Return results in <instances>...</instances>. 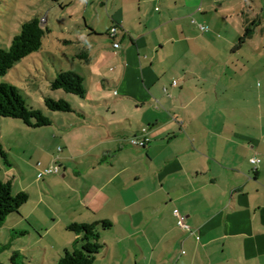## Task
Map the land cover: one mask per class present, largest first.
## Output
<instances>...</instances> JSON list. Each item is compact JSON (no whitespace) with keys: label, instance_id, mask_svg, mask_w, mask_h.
Wrapping results in <instances>:
<instances>
[{"label":"crops","instance_id":"0c3cea01","mask_svg":"<svg viewBox=\"0 0 264 264\" xmlns=\"http://www.w3.org/2000/svg\"><path fill=\"white\" fill-rule=\"evenodd\" d=\"M261 2L53 0L85 20L87 95L36 127L40 176L59 163L47 183L73 196L70 224L113 222L94 264H264V64L243 55L264 49Z\"/></svg>","mask_w":264,"mask_h":264},{"label":"rangeland","instance_id":"374dc122","mask_svg":"<svg viewBox=\"0 0 264 264\" xmlns=\"http://www.w3.org/2000/svg\"><path fill=\"white\" fill-rule=\"evenodd\" d=\"M54 3L53 0H0L2 48L11 46L23 21L34 15H44L52 7L47 24L51 31L46 33L42 48L17 62L6 75H0V82L8 81L16 85L29 105L50 115L54 114L56 119L61 120L58 116L69 112L48 110L44 103L46 96L56 99L66 96L79 110L82 100L81 97L63 90L51 89L50 80L60 70L82 72L83 68L80 67L85 64L81 62L85 59L78 53L83 42L86 45L90 43L86 36H81L85 20L79 18L80 14L75 11L74 4L69 7L72 16L69 14L67 18V13L61 15L63 9L59 6L54 8ZM259 13L263 18L264 2L259 4ZM109 32L96 34L95 37L110 38ZM254 40L264 43V37L260 34ZM243 55L245 58L253 56L259 64H264V49ZM258 75V83L264 84L263 73ZM38 130L39 128L28 127L18 118L6 117L1 122L0 138L9 150L12 164H6L0 155V178L12 179L13 192L26 190L30 193V198L19 212L11 213L0 226V264H56L64 254L65 247L71 249L77 236L68 229L71 221L69 210L74 207L73 196L62 191L63 187L54 186L53 192L48 184L50 175L61 176V167L59 166V173H45L44 170V176H40L42 169L38 160H47L52 152L45 148L43 138L34 133ZM54 148L55 153L60 156L58 153H61V148L58 144ZM42 191H45L43 195Z\"/></svg>","mask_w":264,"mask_h":264},{"label":"trees","instance_id":"16d2710c","mask_svg":"<svg viewBox=\"0 0 264 264\" xmlns=\"http://www.w3.org/2000/svg\"><path fill=\"white\" fill-rule=\"evenodd\" d=\"M256 24L257 22H253L245 29L240 42L243 43L247 38L252 37ZM48 31L49 29L43 26L41 15H34L32 18L23 21L21 30L13 38L11 46L9 48L0 47V75H6L17 62L40 50ZM78 55L89 61L87 52H81ZM50 87L53 90H63L81 98H85L87 95L84 75L74 70L58 71L57 75L50 80ZM44 103L48 110L54 112L79 111L66 96L59 99L46 96ZM6 117L21 119L28 127L34 128L48 126L53 121L52 114L29 105L21 90L8 81L0 82V127L3 118ZM0 155L6 164H12L9 160V150L6 149L2 138H0ZM29 198L30 193L26 190L13 192L12 179L0 178V226L4 224L11 213L19 212ZM112 226L113 222L109 219L93 223L72 222L68 229L76 233L78 237L71 249H65L64 254L56 264H94L105 245L102 242L101 234L103 231L110 230Z\"/></svg>","mask_w":264,"mask_h":264},{"label":"built area","instance_id":"2783aa9c","mask_svg":"<svg viewBox=\"0 0 264 264\" xmlns=\"http://www.w3.org/2000/svg\"><path fill=\"white\" fill-rule=\"evenodd\" d=\"M200 27L202 30H207L208 27L205 24H200ZM117 27L114 26L111 28L109 35L110 36H115V34L117 33ZM120 46L119 42H114V47L118 48ZM175 84L177 82H174ZM143 131H146V128L143 129ZM131 143L134 145H145L146 140H141L139 139V136H135L132 140ZM252 162L253 165L258 166L261 162V157L260 156H253L250 160ZM60 169H59V165L58 164H51L49 167H47L45 169V173H53V172H58L59 173ZM176 215L178 217V224L179 226L185 228V229H190L189 225L185 222V216L180 215L178 212H176Z\"/></svg>","mask_w":264,"mask_h":264}]
</instances>
